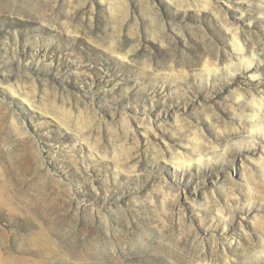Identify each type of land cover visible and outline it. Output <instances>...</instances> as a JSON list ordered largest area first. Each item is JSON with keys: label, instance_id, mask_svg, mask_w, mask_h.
Listing matches in <instances>:
<instances>
[{"label": "rangeland", "instance_id": "374dc122", "mask_svg": "<svg viewBox=\"0 0 264 264\" xmlns=\"http://www.w3.org/2000/svg\"><path fill=\"white\" fill-rule=\"evenodd\" d=\"M255 102L264 0H0V264H264Z\"/></svg>", "mask_w": 264, "mask_h": 264}, {"label": "bare ground", "instance_id": "6f19581e", "mask_svg": "<svg viewBox=\"0 0 264 264\" xmlns=\"http://www.w3.org/2000/svg\"><path fill=\"white\" fill-rule=\"evenodd\" d=\"M236 40H238V38H236ZM239 41V40H238ZM237 41V42H238ZM240 42V41H239ZM238 48L240 49V50H242L243 51V49H242V46L240 45V43H238ZM245 61V60H244ZM248 63H251V60H246ZM255 108L258 110V114L259 115H257V116H260L261 114L263 115V105L260 103V102H255ZM261 117V116H260ZM1 189V188H0ZM5 192H3V191H1L0 190V202L1 203H5V201H4V196H5V194H4ZM1 237V236H0ZM45 240V239H44Z\"/></svg>", "mask_w": 264, "mask_h": 264}]
</instances>
